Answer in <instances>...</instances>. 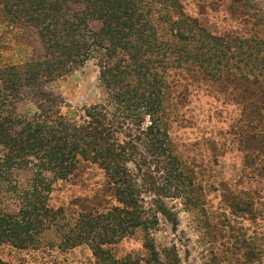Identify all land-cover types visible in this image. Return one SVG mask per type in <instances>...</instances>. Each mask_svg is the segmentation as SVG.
Here are the masks:
<instances>
[{
  "label": "trees",
  "instance_id": "trees-1",
  "mask_svg": "<svg viewBox=\"0 0 264 264\" xmlns=\"http://www.w3.org/2000/svg\"><path fill=\"white\" fill-rule=\"evenodd\" d=\"M196 1L200 10L208 6L205 0ZM228 1V15L248 26L250 36L243 38L235 31H206L196 18L184 12L181 0H0L3 20L22 25L26 32L30 30L37 38L32 42L40 44L42 55H48L24 64L22 74H29L30 79L39 73L51 77L52 73L65 72L87 49L83 33L91 30L88 22H97L96 30H92V44L104 51L99 58L100 81L116 106L110 118L94 109L86 112V123L73 126L53 109L43 111L42 106L32 117L15 116L14 104L7 101L9 95L0 93L1 191L15 195L21 209L18 218L0 213V242L8 239L19 247L22 242L32 243L33 231L41 222L38 216L42 206L37 205L45 200L49 182L45 173L58 178L71 175L83 161L98 162L104 171L105 185L111 186L125 206L104 213L94 211L87 214L89 220L82 222L80 236L87 237L93 254L103 264L132 263L127 256L113 260L100 248L101 244L113 243L117 239L113 233L128 224V228L138 223L153 225L157 215L174 224L165 199L183 200L185 209L201 216L204 210L196 194L200 196L203 190L200 186L193 188L195 173L180 156L168 150L166 137L161 133L165 126V106L161 104L163 77L167 66L172 65L211 81L225 94L226 87L239 90L244 86L235 99L245 106L251 119L248 123L252 126L254 120L256 126L264 121V2ZM70 7L71 16L66 17ZM250 44L258 49L254 51ZM239 65L243 75L250 74L252 81L246 76L237 77L230 70ZM230 95L234 97V93ZM144 118L149 124L139 131L141 141L126 134L119 140L118 126H124L127 120L132 125L140 124ZM255 126L242 138L243 146L251 151L244 158L245 166L256 170L264 182V125ZM139 143L142 151L138 153ZM55 146L56 154L50 151ZM129 161L133 172L126 167ZM23 169L29 174L27 187L19 188L8 176ZM140 194L153 197L147 210L138 207L142 204ZM226 204L238 214L250 215L253 210L251 201L244 198L227 197ZM41 214L56 218L58 212L44 210ZM15 229L21 236L12 234ZM144 247V264H178L172 251L159 252L148 241ZM0 264L10 263L0 260Z\"/></svg>",
  "mask_w": 264,
  "mask_h": 264
},
{
  "label": "rangeland",
  "instance_id": "rangeland-1",
  "mask_svg": "<svg viewBox=\"0 0 264 264\" xmlns=\"http://www.w3.org/2000/svg\"><path fill=\"white\" fill-rule=\"evenodd\" d=\"M205 2L208 6L200 10L196 0H181L184 12L196 18L206 31L214 34L235 31L243 38L251 35L248 26L228 15V0ZM1 8L0 3V93L9 95L7 101L14 104L15 116L32 117L39 106L43 111L53 109L73 126L86 123V112L94 109L101 110L108 118L114 116L115 103L100 81L99 58L104 51L92 44V30H96L97 22H88L91 30L83 33L87 49L81 51L65 72L52 73L51 77L39 73L30 79L29 74H22L24 64L48 55H42L38 42H32L37 38L30 30L26 32L22 25L4 21ZM70 10L71 7L66 17L71 16ZM250 46L254 51L258 49L257 45ZM230 70L237 77L246 76L252 81L250 74L243 75L240 65L231 66ZM163 81L161 104L165 106L162 119L165 126L161 133L166 137L168 150L180 156L195 173L193 188L200 186L203 190L196 196L204 211L198 216L183 207V200L165 199L174 224L160 215L153 225L138 223L128 228V224L122 231L113 233L117 238L113 243L101 244V250L108 252L113 260L127 256L131 264H144L147 256L144 242L148 241L159 252L172 251L178 264H264V182L256 170L245 166L244 158L251 151L242 144L243 136L250 134L255 121L252 120V126L248 123L251 119L244 111L245 106L235 99L244 86L239 90L226 87L225 94L211 81L201 80L172 65L167 66ZM148 124L147 118L134 125L127 120L124 126L117 127L120 132L117 137L122 140L126 134L141 141L139 131ZM258 125H264V121ZM141 144H136L138 153L142 151ZM245 144L248 146L246 138ZM56 150L58 146L50 148L54 154ZM126 167L132 171V162L126 163ZM70 173L61 178L45 173L49 182L45 200L37 205L42 206L38 216L41 222L33 231L34 241L22 242L19 247L8 239L2 240L0 260L10 264H103L93 254L87 237L80 236L82 222L89 220L87 214L94 211L104 213L125 206L111 186L105 185L104 171L98 162L83 161ZM28 177L27 170L23 169L13 171L8 179L19 188H26ZM3 184L0 180V213L18 218L19 201L15 195L1 191ZM140 197L142 204L138 207L147 210L153 197L143 194ZM227 197L251 201V214L234 213L226 204ZM44 210L58 214L56 218L45 217L41 214ZM12 234L21 236L17 229ZM68 237L75 239L71 241Z\"/></svg>",
  "mask_w": 264,
  "mask_h": 264
}]
</instances>
